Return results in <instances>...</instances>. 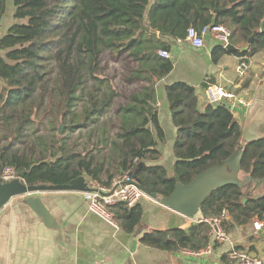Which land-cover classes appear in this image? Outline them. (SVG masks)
<instances>
[{
  "label": "trees",
  "instance_id": "1",
  "mask_svg": "<svg viewBox=\"0 0 264 264\" xmlns=\"http://www.w3.org/2000/svg\"><path fill=\"white\" fill-rule=\"evenodd\" d=\"M6 4L7 0H0V21ZM14 7L16 24L0 39V128L6 131L4 146L11 144L7 149L0 146V173L7 167L18 174L26 171L24 181L29 186L69 185L83 175L108 183L115 175L129 174L166 198L178 182L188 184L222 165L240 147L243 131L229 100L209 104L201 112L196 87L175 82L165 86L178 130L174 173L152 165L161 159L159 145L165 139L157 86L174 69L173 60L160 52H170L172 42L185 41L191 27L224 25L231 31L230 43L239 48L256 36L243 54L215 48L213 63L224 54L253 57L264 50V0H14ZM223 9L227 11L215 13ZM105 52L126 55L134 64L127 81L142 87L115 107L120 119L117 134L111 137L103 127L93 148L79 151L70 147L65 134L99 124L120 96L112 78L103 75ZM208 81L202 85L205 90L212 84ZM47 101L55 115L50 123L54 133L48 139L40 131L47 127L43 118L35 120L42 112L47 115ZM60 122L65 125L61 137L56 134ZM31 137L42 149L39 155L34 148H18L27 146ZM106 148L107 163L96 156ZM242 172L253 181H264V139L245 144ZM112 211L129 234L142 223L140 203L133 208L117 204ZM200 211L206 217L226 211L231 221L225 219L224 227L243 225L256 217L264 219V196L253 198L248 189L231 185L215 190ZM210 231V226L200 223L189 230L147 233L142 243L161 251L197 250Z\"/></svg>",
  "mask_w": 264,
  "mask_h": 264
},
{
  "label": "crops",
  "instance_id": "2",
  "mask_svg": "<svg viewBox=\"0 0 264 264\" xmlns=\"http://www.w3.org/2000/svg\"><path fill=\"white\" fill-rule=\"evenodd\" d=\"M14 0H7L6 12L0 21V39L16 24ZM221 46L213 37H207L202 48L195 49L186 41L172 42L170 51L174 69L158 86V118L165 133L159 145L161 159L152 165L164 167L170 175L174 173L176 158L174 143L178 138L165 86L175 82H186L196 87L198 109L204 112L209 105L206 90L202 85L208 80L219 85L235 98L229 100L235 119L249 139H264V50L251 58L231 54L222 55L215 64L212 52ZM189 49L192 56L186 55ZM183 52L184 62L180 63ZM1 54H3L0 51ZM207 54V58L204 56ZM245 64L244 72L239 67ZM244 102V105L241 103ZM243 109V115L238 111ZM0 128V146L5 149ZM258 141V140H257ZM7 149V148H6ZM242 176L244 173L242 172ZM90 187L92 179L86 175ZM102 180H107L104 176ZM255 196H264V181L253 186ZM33 197L40 198L62 229L46 228L43 220L25 204L28 197L13 198L0 211V264H238L230 255L244 251L253 259L264 263V219L255 218L243 225L227 224L224 229L228 240L220 242L211 234L200 249L161 251L142 243L145 234L166 230H189L197 225L196 220L209 218L200 211L187 218L162 206L149 197L140 205L144 214L142 223L134 233H127L93 214L82 192H45ZM17 199V201H15ZM20 199V200H18ZM231 221V218H227ZM260 220L262 227L255 230L253 223ZM211 247L210 253L203 250Z\"/></svg>",
  "mask_w": 264,
  "mask_h": 264
},
{
  "label": "water",
  "instance_id": "3",
  "mask_svg": "<svg viewBox=\"0 0 264 264\" xmlns=\"http://www.w3.org/2000/svg\"><path fill=\"white\" fill-rule=\"evenodd\" d=\"M227 9L216 10L215 13L225 12ZM261 32H264V20L261 25ZM256 33L249 39V45L252 43ZM239 48L231 43L227 44L224 49L227 52L235 54H243L249 51L250 46ZM62 126L59 128V134H62ZM243 140L246 144L256 142L259 139H249L244 136ZM9 144L6 148H9ZM5 148V149H6ZM245 145H240L236 152L229 157L220 166H216L206 170L190 183L184 184L178 182L174 191L169 197L162 198L157 194L152 193L143 182L136 180L138 186L146 194L147 197L159 202L162 206L173 210L187 218L193 219L206 199L215 191L227 186H238L243 189H248L253 194V186L258 182L253 181L249 176H242V160L244 155ZM26 171L19 173V178L9 183H3L0 179V211L16 197H28L24 202L31 210L36 213L44 222L46 228L51 230L62 229L58 224L49 209L40 198L33 197L36 194L45 192H90L91 188L86 182V178L81 176L69 185H39L29 186L24 183L23 179ZM229 218V216H228Z\"/></svg>",
  "mask_w": 264,
  "mask_h": 264
},
{
  "label": "built area",
  "instance_id": "4",
  "mask_svg": "<svg viewBox=\"0 0 264 264\" xmlns=\"http://www.w3.org/2000/svg\"><path fill=\"white\" fill-rule=\"evenodd\" d=\"M210 36L219 42L221 46L225 47L230 43L231 31L224 25H209L202 29L191 27L188 29L185 41L193 48L199 49L204 46L205 39ZM160 55L165 59L171 58V54L168 51H161ZM246 68L247 66L242 64L239 67V71L244 72ZM205 92L210 105H217L225 99L231 100L235 98L232 93L226 92L224 88L219 85L210 84ZM241 103L245 105L244 102L241 101ZM230 104L232 107V103ZM18 178V173L11 167L4 168L0 173V179L3 183H9ZM24 183L26 184L25 181ZM90 188L92 191L83 193V198L88 203L90 211L115 227L118 225L112 211L114 206L117 204H125L129 208H133L139 204L143 198L147 197L132 175L129 174L115 175L108 183L92 180ZM227 218L228 214L224 211L220 216L203 218L196 220V222L210 226L211 234H213L218 241L225 242L228 240V235L223 224ZM253 227L255 230L259 231L262 227L261 221H254ZM211 250V247H208L203 251L205 253H210L212 252ZM230 257L237 261L238 264H264L259 259L251 258L249 254L244 251H235Z\"/></svg>",
  "mask_w": 264,
  "mask_h": 264
},
{
  "label": "rangeland",
  "instance_id": "5",
  "mask_svg": "<svg viewBox=\"0 0 264 264\" xmlns=\"http://www.w3.org/2000/svg\"><path fill=\"white\" fill-rule=\"evenodd\" d=\"M193 53V51L191 49H189V52L186 55L192 56L191 53ZM204 56L207 58V54ZM181 59H180V63H183L184 57H183V52L181 54ZM101 67L103 68L104 72L103 75H105L106 77H110L113 80V84L115 86V88L119 91L120 96L118 98H116L115 100V105L112 109V111L109 114H106L104 117H102L99 121V124H93L91 125L89 128L83 129V130H78L74 133H66V136H69V143H70V147H75L77 148L79 151L82 150H90L93 148V143L97 142V140L99 138L102 137V128L104 127V129H106V131L108 130V133L111 137H114L119 129V125H120V119L118 118L117 114L115 113V107L121 103L126 102L128 96H130V94H132L133 92L139 91L142 87V85L137 82V81H133V82H129L127 81V78L130 74V71L134 68V64L131 62V60L127 59L126 55H122V56H116L114 57L111 53L109 52H105L102 56H101ZM81 104L82 102L79 103L78 106V111H81ZM248 105V104H245ZM46 111H47V115H45L43 112L40 114V116L38 118H36L35 120H39L43 118V121L47 124V127H41V132L42 135L48 139L51 138L52 134L54 133L51 128H50V123H54L55 122V115H52L53 113H51L50 111V105H49V101H47L46 104ZM241 115H243V109L241 111H238ZM62 126L63 131L62 133H64V129H65V125L61 124V122L58 124V127L60 128ZM36 129H33V131L35 132ZM56 133V131H55ZM60 132L56 133L57 136L61 137L63 136L62 134H59ZM31 140L27 146L21 145L20 149L26 151V149H31L34 148L35 150V155H39L41 152V148L40 146L37 144L36 141H34V138L31 137ZM8 146V145H7ZM10 148V147H9ZM27 149V150H28ZM107 153L108 150L107 148L105 150H103L101 153H96V156H103V158L105 159L106 163H107ZM114 165V164H113ZM111 171L113 172V169H111ZM104 182H107V180H105ZM253 196H255V192L253 191ZM22 198V197H21ZM20 200V199H18ZM15 201H17V199H15Z\"/></svg>",
  "mask_w": 264,
  "mask_h": 264
}]
</instances>
